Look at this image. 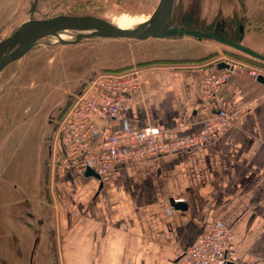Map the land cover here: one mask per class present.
Wrapping results in <instances>:
<instances>
[{
	"label": "crops",
	"instance_id": "0c3cea01",
	"mask_svg": "<svg viewBox=\"0 0 264 264\" xmlns=\"http://www.w3.org/2000/svg\"><path fill=\"white\" fill-rule=\"evenodd\" d=\"M30 7L31 0H0V36L26 21ZM263 40L264 33L257 31L243 39L257 53ZM177 43L173 53L141 57V63H158L141 69L140 89L121 127L151 126L175 138L181 118L191 124L186 134L212 118L214 103L201 98L200 80L224 58L214 56L207 42L184 37ZM220 95L227 111L239 115L211 144L117 163L101 178L62 167L54 140L41 194L49 204L43 214L48 240L40 244L44 258L49 250L57 264H172L178 250L194 246L203 226L218 219L234 237L237 264H264V82L240 72ZM97 125L99 140L102 123ZM176 199H182L179 210L172 209Z\"/></svg>",
	"mask_w": 264,
	"mask_h": 264
},
{
	"label": "rangeland",
	"instance_id": "374dc122",
	"mask_svg": "<svg viewBox=\"0 0 264 264\" xmlns=\"http://www.w3.org/2000/svg\"><path fill=\"white\" fill-rule=\"evenodd\" d=\"M157 3L158 0H31L25 16L48 19L90 15L126 27L147 18ZM223 18L229 29L243 26L245 37L251 31L264 33V0H177L172 21L174 26L189 30L211 31ZM13 30L8 29L0 40ZM178 39L181 38L43 45L0 73V264H29L33 249V264H57L56 254L48 250L45 259L40 247L44 239L48 240L49 226L43 215L49 212L44 211L49 204L41 197L46 181L43 166L54 144L52 131L58 118L49 122L48 116L61 109L66 96L100 70L151 67L158 62L141 63V57L155 52L173 53ZM240 43L249 47L243 40ZM207 44L216 50L214 56L224 60H252L216 42ZM259 48V54L264 56V40ZM257 64L252 65L264 71V64Z\"/></svg>",
	"mask_w": 264,
	"mask_h": 264
},
{
	"label": "built area",
	"instance_id": "2783aa9c",
	"mask_svg": "<svg viewBox=\"0 0 264 264\" xmlns=\"http://www.w3.org/2000/svg\"><path fill=\"white\" fill-rule=\"evenodd\" d=\"M222 62L226 68L206 74L200 80L201 98L214 103L212 118L203 121L193 134H186L191 129L189 118H181L176 125L180 135L175 138L151 126L143 129L120 126L124 111L140 89L141 69L97 75L55 121L54 140L61 152L60 165L78 173L92 172L101 178L117 163L189 153L211 144L220 132L236 123L239 115L227 111L221 88L240 72H247L253 78L264 76V71L248 63ZM97 121L102 123L99 140L95 136ZM234 259L232 233L220 220L213 219L203 226L195 245L180 251L172 264H228L235 262Z\"/></svg>",
	"mask_w": 264,
	"mask_h": 264
},
{
	"label": "water",
	"instance_id": "95a60500",
	"mask_svg": "<svg viewBox=\"0 0 264 264\" xmlns=\"http://www.w3.org/2000/svg\"><path fill=\"white\" fill-rule=\"evenodd\" d=\"M170 0H158V3L152 13L145 19L144 22L139 21L133 26L120 28L118 25L108 27L107 22H78L74 19H81L82 16H55L48 19H33L32 15L23 23H21L11 34L0 40V73L12 63L18 61L21 57L26 56L34 49L43 45L68 46L77 45L83 41L92 40H119L128 39L136 41H145L148 39H174L188 37L197 41L216 42L226 46L233 51L264 64V56L254 52L241 43H235L222 37L223 28L216 25L211 32H202L197 30H188L184 26H174L172 14L162 18L156 26L152 25L157 21L161 12L168 5ZM141 22V23H140ZM49 41V42H47ZM51 41V42H50ZM224 62L215 64L216 70L226 68ZM118 69H104L94 74L92 78L87 79L74 92L67 95L61 112L65 111L76 99L83 93L84 87L91 82L97 75H102L106 72H118ZM125 71V70H123ZM264 82V76L257 78ZM56 131V123L53 126L52 135ZM49 159L43 166V172L50 165L52 157V145L49 150ZM92 173V172H90ZM95 177V174L92 173ZM98 178V177H97ZM179 202L172 203L173 210L181 209ZM34 249L31 251L29 264H33ZM228 264H237L231 262Z\"/></svg>",
	"mask_w": 264,
	"mask_h": 264
},
{
	"label": "flooded vegetation",
	"instance_id": "af4514ba",
	"mask_svg": "<svg viewBox=\"0 0 264 264\" xmlns=\"http://www.w3.org/2000/svg\"><path fill=\"white\" fill-rule=\"evenodd\" d=\"M227 20L226 18H223L221 20H218L211 31L214 30V28L219 26V28H223V33L221 34L224 39L230 40L235 43H240L245 36V32L243 30V26H238L237 29L235 27L229 29L227 25ZM187 29V28H186ZM189 30V29H188ZM199 31V30H197ZM211 31H202V32H211ZM61 114V109L57 108V110L50 115L51 117L48 116L47 120L51 122V120H54L55 117L59 116Z\"/></svg>",
	"mask_w": 264,
	"mask_h": 264
},
{
	"label": "bare ground",
	"instance_id": "6f19581e",
	"mask_svg": "<svg viewBox=\"0 0 264 264\" xmlns=\"http://www.w3.org/2000/svg\"><path fill=\"white\" fill-rule=\"evenodd\" d=\"M177 0H170L168 5L165 7V9L161 12L159 18L157 19V21L152 25L151 28H153L154 26H156V24L164 17H166L169 14H172V12L174 11V8L176 6ZM75 21L78 22H99V21H103V22H107L108 27H111L113 25H117V24H113L110 23L102 18H98L95 16H90V15H84L82 16L81 19H74ZM143 22V21H142ZM141 23V22H140ZM120 28H126L125 26H121L118 25ZM25 57V56H24ZM24 57H21L18 61L22 60ZM6 69V68H5Z\"/></svg>",
	"mask_w": 264,
	"mask_h": 264
},
{
	"label": "trees",
	"instance_id": "16d2710c",
	"mask_svg": "<svg viewBox=\"0 0 264 264\" xmlns=\"http://www.w3.org/2000/svg\"><path fill=\"white\" fill-rule=\"evenodd\" d=\"M244 60H247L249 63H251V64H255V65H259V64H257L258 62H254V61H252V60H248V59H244Z\"/></svg>",
	"mask_w": 264,
	"mask_h": 264
}]
</instances>
